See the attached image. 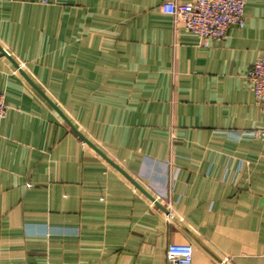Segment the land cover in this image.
Segmentation results:
<instances>
[{
    "label": "crops",
    "instance_id": "obj_1",
    "mask_svg": "<svg viewBox=\"0 0 264 264\" xmlns=\"http://www.w3.org/2000/svg\"><path fill=\"white\" fill-rule=\"evenodd\" d=\"M0 0V264H264V0L205 44L162 4ZM137 180V188L70 127Z\"/></svg>",
    "mask_w": 264,
    "mask_h": 264
},
{
    "label": "built area",
    "instance_id": "obj_2",
    "mask_svg": "<svg viewBox=\"0 0 264 264\" xmlns=\"http://www.w3.org/2000/svg\"><path fill=\"white\" fill-rule=\"evenodd\" d=\"M47 2L48 0H43ZM247 0H195L191 3L166 1L162 11L183 22L187 31L195 34L205 44L222 40L230 27L245 25ZM255 98L263 112V126L256 130L230 132L235 139L244 137L264 140V54L260 55L248 72ZM6 95L0 91V118L6 116ZM194 246L189 242H171L167 247V264H192Z\"/></svg>",
    "mask_w": 264,
    "mask_h": 264
},
{
    "label": "water",
    "instance_id": "obj_3",
    "mask_svg": "<svg viewBox=\"0 0 264 264\" xmlns=\"http://www.w3.org/2000/svg\"><path fill=\"white\" fill-rule=\"evenodd\" d=\"M1 55H6L10 57V54L0 46ZM15 65L19 68L21 73L26 77V79L49 101V103L59 112V114L67 121L70 127L82 138L84 142L93 147L99 154H101L107 161H109L112 165H114L117 169H119L137 188L145 192L148 197L155 200L154 197L146 191V189L135 180L128 172H126L123 168H121L116 162H114L111 158H109L100 148H98L91 140H89L83 133H81L76 126L72 123V121L63 113V111L31 80V78L23 71V69L15 63Z\"/></svg>",
    "mask_w": 264,
    "mask_h": 264
}]
</instances>
